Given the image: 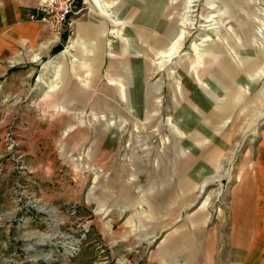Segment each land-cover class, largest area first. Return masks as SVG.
Segmentation results:
<instances>
[{
	"label": "rangeland",
	"instance_id": "1",
	"mask_svg": "<svg viewBox=\"0 0 264 264\" xmlns=\"http://www.w3.org/2000/svg\"><path fill=\"white\" fill-rule=\"evenodd\" d=\"M72 17L105 27L83 66L43 69L65 33L0 72V264H204L264 171V0H76Z\"/></svg>",
	"mask_w": 264,
	"mask_h": 264
},
{
	"label": "crops",
	"instance_id": "2",
	"mask_svg": "<svg viewBox=\"0 0 264 264\" xmlns=\"http://www.w3.org/2000/svg\"><path fill=\"white\" fill-rule=\"evenodd\" d=\"M40 1L0 0V72L7 71L14 56L20 59L24 55L19 52L23 51L24 56L29 57L26 61H34L50 54L53 47L61 41V36L51 33L45 24L33 20L32 16ZM108 5L110 4H105ZM147 6H143L146 14L139 21L143 31L148 29L144 24H148L151 18L155 20L162 17V11L155 5ZM148 8L150 11L147 16ZM104 29L102 21H75L74 35L68 53L61 51L51 61L46 62L43 69L46 70L49 66L62 67L65 58L72 66L74 64L83 66L85 61L81 59H89L93 50L92 40L99 39ZM215 47L212 45L211 51H216ZM107 54L110 56L106 52V56ZM24 56L22 60L25 59ZM110 76L109 84L112 91L110 95L127 99L124 89L126 83L123 78L112 77L111 73ZM210 92L204 91L206 95ZM137 98L134 95V101H138ZM242 179L234 188L230 202V232L226 237L224 251L219 249L203 253L204 264H264V171L242 176ZM104 227L107 230L108 225ZM207 244H215V241L210 237Z\"/></svg>",
	"mask_w": 264,
	"mask_h": 264
},
{
	"label": "built area",
	"instance_id": "3",
	"mask_svg": "<svg viewBox=\"0 0 264 264\" xmlns=\"http://www.w3.org/2000/svg\"><path fill=\"white\" fill-rule=\"evenodd\" d=\"M75 2L76 0H42L34 18L45 24L51 33L57 36L72 33L74 27L72 14Z\"/></svg>",
	"mask_w": 264,
	"mask_h": 264
},
{
	"label": "bare ground",
	"instance_id": "4",
	"mask_svg": "<svg viewBox=\"0 0 264 264\" xmlns=\"http://www.w3.org/2000/svg\"><path fill=\"white\" fill-rule=\"evenodd\" d=\"M74 30H75V21H74V27H73L72 34H71V36L69 37V39L67 41V43L69 44V47H70V45L72 43V39H73V35H74Z\"/></svg>",
	"mask_w": 264,
	"mask_h": 264
},
{
	"label": "trees",
	"instance_id": "5",
	"mask_svg": "<svg viewBox=\"0 0 264 264\" xmlns=\"http://www.w3.org/2000/svg\"><path fill=\"white\" fill-rule=\"evenodd\" d=\"M62 36H63V38H65L67 35L66 34H63ZM61 45L62 44L57 45L56 47L53 48V50L54 51L57 50V49L59 50L61 48Z\"/></svg>",
	"mask_w": 264,
	"mask_h": 264
}]
</instances>
